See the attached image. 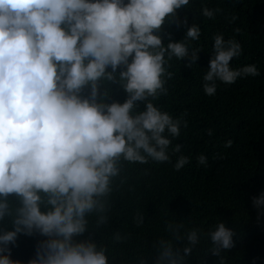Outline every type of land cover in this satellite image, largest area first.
<instances>
[{"label": "clouds", "instance_id": "1", "mask_svg": "<svg viewBox=\"0 0 264 264\" xmlns=\"http://www.w3.org/2000/svg\"><path fill=\"white\" fill-rule=\"evenodd\" d=\"M211 6L212 0H0V221L10 219L0 227V264H21L10 245L33 233L45 239L27 264H107L104 248L78 237L87 215L116 193L121 161L170 159L181 121L164 109V95L197 71L199 93L210 100L256 74L253 65H230L240 55L236 40L185 22L189 15L210 19ZM110 84L126 93L123 102H108ZM250 137L264 139V127ZM187 160L178 156L174 167ZM197 187L212 193L203 173ZM252 205L264 216V191ZM208 236L213 252L229 253L233 232L224 222ZM203 239L195 228L186 233L169 224L153 235V264H187Z\"/></svg>", "mask_w": 264, "mask_h": 264}, {"label": "trees", "instance_id": "2", "mask_svg": "<svg viewBox=\"0 0 264 264\" xmlns=\"http://www.w3.org/2000/svg\"><path fill=\"white\" fill-rule=\"evenodd\" d=\"M211 10L208 20L189 15L185 22L206 27L209 36L236 40L240 55L230 65H253L256 74L237 78V88L210 100L199 93L197 71L164 95V109L181 121L179 135L169 147L170 159L121 161L120 173L112 180L116 193L102 198V211L87 215L86 232L78 237L104 248L107 264H153L157 256L153 235L169 224L186 233L195 228L204 235L187 264H264V216L258 217L252 205V198L264 191V139L250 137L264 127V0H212ZM109 89L108 102L125 100L118 84ZM176 144L181 145L180 152L171 151ZM180 155L188 160L176 169ZM201 155L204 164L198 162ZM198 167L202 172L196 171ZM202 173L217 200H207L212 193L197 187ZM7 220L0 221V227ZM218 221L233 232L228 254L213 252L209 243L208 232ZM43 239L38 233L22 240L17 236L10 245L11 258L18 252V260L27 264Z\"/></svg>", "mask_w": 264, "mask_h": 264}]
</instances>
